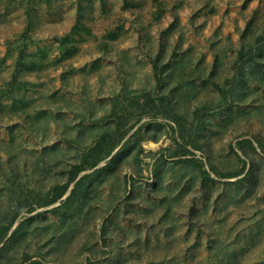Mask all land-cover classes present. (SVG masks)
Wrapping results in <instances>:
<instances>
[{
    "label": "rangeland",
    "instance_id": "374dc122",
    "mask_svg": "<svg viewBox=\"0 0 264 264\" xmlns=\"http://www.w3.org/2000/svg\"><path fill=\"white\" fill-rule=\"evenodd\" d=\"M20 204L0 264H264V0H0L1 229Z\"/></svg>",
    "mask_w": 264,
    "mask_h": 264
},
{
    "label": "trees",
    "instance_id": "16d2710c",
    "mask_svg": "<svg viewBox=\"0 0 264 264\" xmlns=\"http://www.w3.org/2000/svg\"><path fill=\"white\" fill-rule=\"evenodd\" d=\"M222 91H224V90L222 89ZM138 132L140 133V130H138ZM130 140H131L130 138L127 139L125 141V144H123V145H126L127 143H129ZM113 146H114V143H111L108 146L107 150H105L103 153L102 152L97 153V156L95 158H93V159L90 156L86 155L85 156L86 157L85 158V161L83 162L84 164H80V165H75L74 166V169L72 170V179H75L82 170L86 169V167H88V166H91V167L96 166L99 163V161H101L106 155H108L110 153V149ZM185 150L188 153L189 152L190 153H193L188 148H185ZM204 173H205V175L210 176V173H209L208 170H204ZM88 176L86 175L84 178H80L77 181V183L74 186V188L72 189L70 195L65 200L66 202L68 201L67 203L76 200L78 197L81 196L82 192L84 194V191H83L84 189H83V187L81 185H82V183L85 182L84 179L88 178ZM67 187H68V185L63 186L59 191H56L51 196H48V193H47L46 194V199L43 200V201H40L38 203L39 207L45 206V205H49V204L54 203L55 201H57L61 196L64 195V193L66 192ZM24 207H25V204H20L16 208V210H15L14 214L12 215V217L10 218V220L2 227V229L0 228V245L4 241V239L7 236L9 230H11L12 226L14 225L15 221L17 220V218L19 216V213L24 209ZM55 207H53L52 209L56 210L57 207H59V206H55ZM34 208H37V207H32L31 210H33ZM24 224H25V222H21L16 229L22 227ZM8 246H9V243L8 242H6L3 246H0V255L2 254V252L5 249L8 248Z\"/></svg>",
    "mask_w": 264,
    "mask_h": 264
},
{
    "label": "crops",
    "instance_id": "0c3cea01",
    "mask_svg": "<svg viewBox=\"0 0 264 264\" xmlns=\"http://www.w3.org/2000/svg\"><path fill=\"white\" fill-rule=\"evenodd\" d=\"M127 137H128V135H124V136H121V137L119 136V140H122V139L124 140V139L127 138ZM124 141H126V140H124ZM110 142H111V143H114V146L110 149V153H109L108 155H106L102 160L107 159V158L111 155V153L114 152V149L117 147V144H118L119 141H118V139H117V140L112 139ZM105 150H107V148H106ZM80 164H83V162L80 163ZM80 164H77V165H80ZM82 171H83V170H82ZM82 171H81V172H82ZM81 172H80V173H81ZM80 173L78 174V176H77L75 179H72V178H71L70 184H71V182H73V181H78L80 178H84L86 175H87V176H88V175L90 176V174H88V173H87V174H84V175H80ZM89 176H88V177H89ZM89 179H91V178L89 177L88 179H87V178L84 179L85 182L82 183V185H81V186L83 187V189H84L83 191L89 189V184H88V180H89ZM90 184H91V183H90ZM65 185H68V184H65ZM65 185L54 186L51 190H55V191H56V190H60V189H61L63 186H65ZM73 188H74V186H72V185H71V186H68L67 189H66V192L64 193V195L67 194V192H68L69 189L72 191ZM71 191H70V193H71ZM64 195H63V196H64ZM69 195H70V194H69ZM83 195H85V194H83V192H82L81 196L78 197L76 200H81V198H83ZM63 196H61L60 198H63ZM60 198H59V199H60ZM76 200H75V201H76ZM55 202H56V201H55ZM51 204H52V203H51Z\"/></svg>",
    "mask_w": 264,
    "mask_h": 264
}]
</instances>
